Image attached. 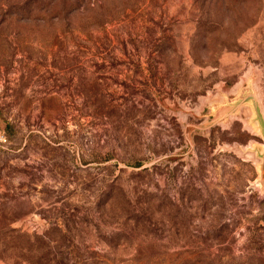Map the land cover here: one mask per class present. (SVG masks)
Listing matches in <instances>:
<instances>
[{
    "label": "rangeland",
    "instance_id": "rangeland-1",
    "mask_svg": "<svg viewBox=\"0 0 264 264\" xmlns=\"http://www.w3.org/2000/svg\"><path fill=\"white\" fill-rule=\"evenodd\" d=\"M0 264H264V0H0Z\"/></svg>",
    "mask_w": 264,
    "mask_h": 264
},
{
    "label": "trees",
    "instance_id": "trees-1",
    "mask_svg": "<svg viewBox=\"0 0 264 264\" xmlns=\"http://www.w3.org/2000/svg\"><path fill=\"white\" fill-rule=\"evenodd\" d=\"M135 167H137V166H135Z\"/></svg>",
    "mask_w": 264,
    "mask_h": 264
}]
</instances>
